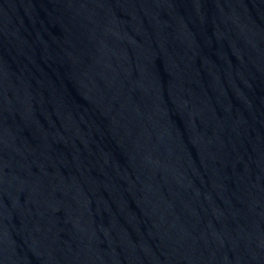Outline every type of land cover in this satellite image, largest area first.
<instances>
[{"label":"water","instance_id":"obj_1","mask_svg":"<svg viewBox=\"0 0 264 264\" xmlns=\"http://www.w3.org/2000/svg\"><path fill=\"white\" fill-rule=\"evenodd\" d=\"M0 264H264V0H0Z\"/></svg>","mask_w":264,"mask_h":264}]
</instances>
